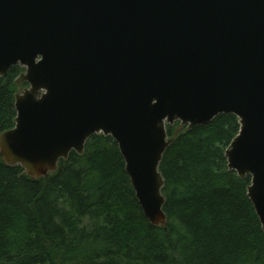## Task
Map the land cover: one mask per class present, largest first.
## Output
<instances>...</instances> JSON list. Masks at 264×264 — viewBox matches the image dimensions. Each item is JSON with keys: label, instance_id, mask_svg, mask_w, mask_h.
<instances>
[{"label": "water", "instance_id": "95a60500", "mask_svg": "<svg viewBox=\"0 0 264 264\" xmlns=\"http://www.w3.org/2000/svg\"><path fill=\"white\" fill-rule=\"evenodd\" d=\"M13 67L24 87L0 134L6 166L47 179L91 136L110 137L143 216L164 229L165 151L233 115L224 157L250 177L264 233V0H0V78Z\"/></svg>", "mask_w": 264, "mask_h": 264}, {"label": "trees", "instance_id": "16d2710c", "mask_svg": "<svg viewBox=\"0 0 264 264\" xmlns=\"http://www.w3.org/2000/svg\"><path fill=\"white\" fill-rule=\"evenodd\" d=\"M21 72L0 78V134L14 127ZM238 132L227 114L176 134L159 167L164 229L143 216L110 137L91 136L82 156L71 152L47 179L0 159V264H264L250 177L229 171L224 157Z\"/></svg>", "mask_w": 264, "mask_h": 264}, {"label": "rangeland", "instance_id": "374dc122", "mask_svg": "<svg viewBox=\"0 0 264 264\" xmlns=\"http://www.w3.org/2000/svg\"><path fill=\"white\" fill-rule=\"evenodd\" d=\"M23 87H24V86H19V87L17 88L16 91L19 92L21 89H23ZM175 124H176V123H175Z\"/></svg>", "mask_w": 264, "mask_h": 264}]
</instances>
